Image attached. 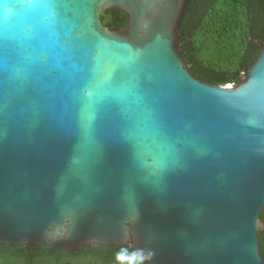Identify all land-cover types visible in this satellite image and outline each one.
I'll list each match as a JSON object with an SVG mask.
<instances>
[{"label":"water","instance_id":"95a60500","mask_svg":"<svg viewBox=\"0 0 264 264\" xmlns=\"http://www.w3.org/2000/svg\"><path fill=\"white\" fill-rule=\"evenodd\" d=\"M188 2L0 0V246L264 264V39L239 82L203 81Z\"/></svg>","mask_w":264,"mask_h":264},{"label":"trees","instance_id":"16d2710c","mask_svg":"<svg viewBox=\"0 0 264 264\" xmlns=\"http://www.w3.org/2000/svg\"><path fill=\"white\" fill-rule=\"evenodd\" d=\"M102 21L111 30L126 27L128 15L109 7ZM182 53L191 72L212 84L237 83L248 71L264 39V0H189L180 25ZM264 221V209L261 213ZM264 258V230L259 233ZM146 264L128 244L91 247L77 252L62 248L0 246V264ZM81 264V263H80Z\"/></svg>","mask_w":264,"mask_h":264},{"label":"rangeland","instance_id":"374dc122","mask_svg":"<svg viewBox=\"0 0 264 264\" xmlns=\"http://www.w3.org/2000/svg\"><path fill=\"white\" fill-rule=\"evenodd\" d=\"M80 263L81 264H87V263H83L82 261H69V264H80Z\"/></svg>","mask_w":264,"mask_h":264},{"label":"clouds","instance_id":"9594fccd","mask_svg":"<svg viewBox=\"0 0 264 264\" xmlns=\"http://www.w3.org/2000/svg\"><path fill=\"white\" fill-rule=\"evenodd\" d=\"M34 7H40L41 5L37 2L36 4L33 5ZM0 19H2V17H0Z\"/></svg>","mask_w":264,"mask_h":264}]
</instances>
